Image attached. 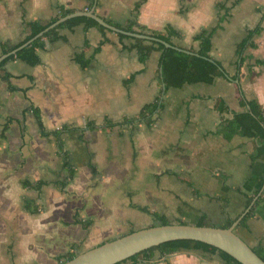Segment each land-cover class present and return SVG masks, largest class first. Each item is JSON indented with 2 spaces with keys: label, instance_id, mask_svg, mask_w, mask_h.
I'll return each instance as SVG.
<instances>
[{
  "label": "crops",
  "instance_id": "1",
  "mask_svg": "<svg viewBox=\"0 0 264 264\" xmlns=\"http://www.w3.org/2000/svg\"><path fill=\"white\" fill-rule=\"evenodd\" d=\"M136 1L99 0L94 7L102 17L125 23ZM88 4L89 0H0V55L2 41L18 44L30 33L25 19L48 23L61 5L79 10L88 9ZM258 7L257 0L144 1L139 21L161 31L171 24L182 32V37L173 38L177 46L199 47L193 36L224 19L212 36L210 53L225 74L213 82L170 87L152 123L101 126L108 119L136 115L162 93L161 51L141 61L132 48L133 36L121 39L109 29L108 40L96 50L101 29L78 23L61 27V38L44 36L38 63L7 61L17 89L11 90L0 78V133L9 123L0 135V264H58L67 253L158 224L133 203L150 204L151 211L171 213L179 221L189 217L184 220L189 223H197L204 214L222 225L241 214L237 233L253 248L264 247V141L257 134H232L231 125H226L236 113L248 110L243 96L256 98L264 108V30L256 38L257 46L247 50L254 58L241 69L236 51L261 20ZM77 53L90 60L87 66L76 60ZM36 111L47 130L63 124L83 127L89 121L100 125L62 134L76 169L64 187L53 182L65 176L60 174L56 138L42 135ZM27 179L50 183L36 188L25 185ZM96 179L99 182L92 186ZM136 195H147V202H138ZM76 212L90 224L75 221ZM166 255L172 264H210L204 260L209 256L199 251ZM148 261L139 256L117 264Z\"/></svg>",
  "mask_w": 264,
  "mask_h": 264
},
{
  "label": "trees",
  "instance_id": "2",
  "mask_svg": "<svg viewBox=\"0 0 264 264\" xmlns=\"http://www.w3.org/2000/svg\"><path fill=\"white\" fill-rule=\"evenodd\" d=\"M145 0H137L136 5L132 11V16L125 22L121 23L119 21H115L110 18L104 17L110 24L115 25L119 28L134 31L139 33H144L148 35H152L161 39H164L170 43H173L174 37H182V32L176 28H174L171 24H168L164 31L156 30L150 28L148 25L139 21V12L142 4ZM99 0H89V4L87 6L88 9L92 8L94 5H97ZM76 9L71 7H66L64 5L60 6L59 13L52 18V20L48 23H42L40 20H24V25L26 28H30V33L26 36V38L18 43L11 45L8 40L1 42V49L2 53L8 52L13 48L19 46L33 35L39 33L45 27H47L50 23L54 22L59 16L68 14L70 12L75 11ZM223 18H220L219 23L216 26L210 27H203L199 32H197L194 36V40H199V47L191 46H184L178 45L181 48L188 49L192 52H186L174 47H167L165 44L158 42L156 40H148L142 37H135V43L132 48H136L139 53V58L141 61H146L150 54L154 50L161 51L160 57V68H159V79L163 85L162 93L156 97L155 100L145 103L140 111L133 116H126L122 121H113L111 119L106 120L101 126L102 127H113L114 125H125L131 124L133 126L139 122H147L152 123L154 121L153 115L161 110L164 106L162 96L170 87H181L187 82H213L216 77L223 76L225 74V70L222 68L221 62L218 60H211L212 55L210 53L212 49V36L215 33L216 29L220 27V23L223 21ZM78 23H85L86 26L96 25L98 26L102 33L103 37L96 47V50H100L102 45L108 40L106 35L109 29L99 23L96 19L89 17V16H75L69 18L68 20L61 22L57 26L45 31L43 35L36 38L31 44L25 46L24 48L20 49L17 53L9 55L3 61L0 62V78L6 81L9 85L11 90L17 89V86L14 85L11 81L12 73L6 69L5 64L7 61L11 59H23L27 60L30 63H38L41 59L37 52L38 48H43L45 45L44 36H48L49 38H61L62 36L59 34V29L65 26H73ZM264 30V9H262V18L255 27L250 28L247 34L243 37V39L238 43L237 46V55H238V69H241L244 62L248 59L254 58V55L251 53H247L248 48L256 47L257 42L255 38L261 34ZM118 35L121 39L131 37L122 32H118ZM198 52L199 54H196ZM76 60L81 63L82 66H87L90 62L88 58H85L83 53L76 54ZM259 59H256V62ZM260 62H264L263 59H260ZM135 76L133 73L130 76V79ZM244 103L247 105L248 110L244 112H238L234 115V117L228 120L226 125H231L230 131L232 134L241 132L243 134H257L263 141H264V108L260 104V102L256 98H246L243 96ZM36 115L39 120V124L41 127L42 135H54L58 145L59 154L62 157V170L60 174H65L64 177L60 179H56L53 182L56 184L61 185L62 187L66 186L68 182L73 179L75 176V165L70 159V151L65 148V142L62 138V134L70 129H80L84 132L87 129L95 128L100 126L93 121H89L86 123L85 126H72L68 124H63L59 128H55L52 130H47L43 123L42 117L39 114V111H36ZM9 123L3 126V129L0 133L1 136H4L5 131L8 128ZM95 170V166L92 167ZM50 183V181L40 179L35 183H32L28 179L24 181L25 185L34 186L36 188H40L43 184ZM135 206L140 208L143 211L151 213L158 224L163 223H170V219L161 214L158 211H151L147 206L140 205L133 203ZM75 220L78 222H82L84 225H89L91 221L83 220L75 214ZM241 215V214H240ZM228 218L222 226L229 227L233 224V222L240 216ZM247 216V215H246ZM244 216L241 220H245ZM181 223H186L187 221L181 220ZM197 224L200 225H218L213 223L206 215L202 214L200 219L198 220ZM179 250H192V251H199L204 255H208L209 258H212L215 255H219L226 264H243L241 261L236 259L234 256L218 248L215 245L210 243L196 240V239H174L170 241H166L160 243L158 245L151 246L147 249H144L140 252H137L130 257L122 260H130V259H137L139 256H143L146 260H152L157 252L161 255H166L169 253H173ZM254 250L264 258V247L261 248H254ZM78 253H67L63 260L59 261L58 264H61L64 261L72 259ZM119 261L118 263L122 262ZM117 264V263H116ZM168 264H172L168 262Z\"/></svg>",
  "mask_w": 264,
  "mask_h": 264
},
{
  "label": "water",
  "instance_id": "3",
  "mask_svg": "<svg viewBox=\"0 0 264 264\" xmlns=\"http://www.w3.org/2000/svg\"><path fill=\"white\" fill-rule=\"evenodd\" d=\"M82 15L96 19L99 23L112 31L122 32L133 37L156 40L165 44L167 47H174L182 51L192 52L164 39L144 33L128 31L112 25L104 17L98 14L93 6L91 9H79L59 16L54 22L50 23L45 29L36 35L12 50L2 53L0 55V62L9 55L15 54L20 49L31 44L36 38L43 35L45 31L57 26L69 18ZM195 53L199 54L198 52ZM211 60L214 59L211 58ZM241 217L242 216L236 219L229 227L222 225H200L189 222H170L145 226L82 251L76 254L72 259L64 261L61 264H116L137 252L174 239H196L204 241L225 250L243 264H264V258L261 257L236 231V225Z\"/></svg>",
  "mask_w": 264,
  "mask_h": 264
},
{
  "label": "rangeland",
  "instance_id": "4",
  "mask_svg": "<svg viewBox=\"0 0 264 264\" xmlns=\"http://www.w3.org/2000/svg\"><path fill=\"white\" fill-rule=\"evenodd\" d=\"M188 1H195V2H200L201 0H188ZM257 3H259L260 4V7H258V9L262 12V9H264V0H257ZM260 22V21H259ZM258 22V23H259ZM219 23V19H218V22H217V24ZM257 23V24H258ZM259 36V35H258ZM257 36V37H258ZM256 37V38H257ZM256 38H255V40H256ZM96 165V164H95ZM97 166V168H98V173H100V174H102V170L100 169V166L97 164L96 165ZM123 166V165H122ZM101 167H102V165H101ZM90 168V167H89ZM89 170H91V169H89ZM92 172V171H91ZM104 177L106 176V178H109V175H108V173L105 171L104 172ZM100 176V175H99ZM96 177H98V176H96ZM99 182V179H96L95 181H93L92 182V186H95V185H97V183ZM110 187V186H109ZM109 187H108V189H109ZM99 192H101L100 191V189H99ZM96 194H97V192H96ZM106 198H107V195H106ZM136 198H137V201L138 202H140V203H143V202H147V199H148V197H147V195L146 196H141V195H136ZM141 205V204H140ZM147 206H152V205H150V204H147ZM152 208V207H151ZM151 208H149V209H151ZM153 209V208H152ZM151 209V210H152ZM139 211V210H138ZM77 213V212H76ZM75 213V214H76ZM161 214H165V213H162V212H160ZM74 214V220H75V215ZM172 222H178L179 220L174 216V215H171V213H169V214H165ZM77 216L79 217V218H81L79 215H78V213H77ZM82 219V218H81ZM183 219L184 220H187V219H189V217H183ZM190 220V219H189ZM76 221V220H75ZM157 222V221H156ZM141 257V256H140ZM205 259L204 260H210L209 262H210V264H226L225 263V261L219 256V255H215V256H213L212 258H208V257H204ZM208 258V259H207ZM131 260V259H130ZM168 262H171L172 263V261H171V259H170V255H161L159 252H157L156 253V255L154 256V258L152 259V260H150V261H148V262H141L140 264H168Z\"/></svg>",
  "mask_w": 264,
  "mask_h": 264
}]
</instances>
